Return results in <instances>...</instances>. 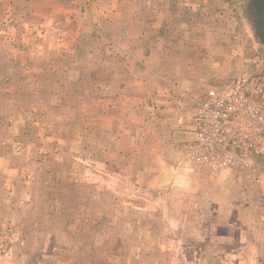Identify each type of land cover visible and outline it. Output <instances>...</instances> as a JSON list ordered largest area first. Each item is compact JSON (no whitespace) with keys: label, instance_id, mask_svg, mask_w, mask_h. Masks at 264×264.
<instances>
[{"label":"rangeland","instance_id":"rangeland-1","mask_svg":"<svg viewBox=\"0 0 264 264\" xmlns=\"http://www.w3.org/2000/svg\"><path fill=\"white\" fill-rule=\"evenodd\" d=\"M229 1V11H242L241 48L247 55V35L256 40L249 0ZM102 27L100 40H85L87 49L96 48L95 62L86 52L67 56L63 66L78 62L70 71L61 69L56 53L38 59L19 54L17 37L1 35L0 264H264V194L258 192L253 204L243 194L249 174L264 175V155L214 170L190 157L192 139L187 141L185 157L200 168L248 174L242 194L227 197L236 209L206 213L165 209L166 186L154 188L151 180L120 172L121 164L103 161L106 134L89 130L96 98L88 78L95 69L101 82L105 69L98 61L115 62L118 55H107L110 39ZM256 41L252 57L263 65L264 45Z\"/></svg>","mask_w":264,"mask_h":264},{"label":"crops","instance_id":"crops-1","mask_svg":"<svg viewBox=\"0 0 264 264\" xmlns=\"http://www.w3.org/2000/svg\"><path fill=\"white\" fill-rule=\"evenodd\" d=\"M227 3L0 0V39L2 34L17 37L15 52L37 59L56 53L61 69L70 71L78 62L63 66L67 56L86 52L95 62L96 48L87 49L85 40H100L104 24L106 39H110L107 55L118 57L115 62L98 61L97 67L105 69L101 82L95 69L88 78L91 96L96 98L91 103L94 117L89 130L106 134L103 161L121 164L117 166L120 172L151 180L154 188L166 186L162 191L169 190V207L158 203L155 207L206 213L223 211L224 206L231 211L237 207L235 202L226 203L227 197L242 190L240 184H245L248 175L242 173L247 171L212 174L185 157V143L194 137L198 100L205 99L210 89L217 91L237 80L257 77L253 72H264V64H256L252 57L253 49H259L253 34L245 39L251 53L243 54L245 34L238 18L242 11H229L232 6ZM237 6L241 7L240 1ZM228 13L237 18L226 17ZM96 85L103 88L102 94ZM248 182V193L243 194L253 204L258 192L264 194V175L251 173Z\"/></svg>","mask_w":264,"mask_h":264},{"label":"built area","instance_id":"built-area-1","mask_svg":"<svg viewBox=\"0 0 264 264\" xmlns=\"http://www.w3.org/2000/svg\"><path fill=\"white\" fill-rule=\"evenodd\" d=\"M191 158L214 170L264 155V78L237 80L197 102Z\"/></svg>","mask_w":264,"mask_h":264},{"label":"water","instance_id":"water-1","mask_svg":"<svg viewBox=\"0 0 264 264\" xmlns=\"http://www.w3.org/2000/svg\"><path fill=\"white\" fill-rule=\"evenodd\" d=\"M257 40L264 45V0H249Z\"/></svg>","mask_w":264,"mask_h":264}]
</instances>
